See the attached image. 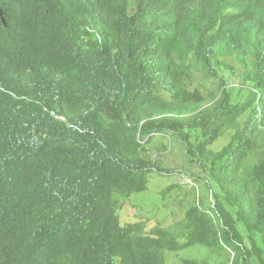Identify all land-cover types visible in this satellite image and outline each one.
<instances>
[{
    "label": "trees",
    "instance_id": "trees-1",
    "mask_svg": "<svg viewBox=\"0 0 264 264\" xmlns=\"http://www.w3.org/2000/svg\"><path fill=\"white\" fill-rule=\"evenodd\" d=\"M32 9L0 0V264H168L190 249L182 264H264V0L186 22L158 0H46L27 41ZM222 56L249 88L221 82L205 107L197 78H215ZM152 134L187 155L204 191L144 233L114 196L172 171L146 148Z\"/></svg>",
    "mask_w": 264,
    "mask_h": 264
},
{
    "label": "rangeland",
    "instance_id": "rangeland-1",
    "mask_svg": "<svg viewBox=\"0 0 264 264\" xmlns=\"http://www.w3.org/2000/svg\"><path fill=\"white\" fill-rule=\"evenodd\" d=\"M232 65L240 72L236 63H232ZM216 69L220 76H224L228 80L229 84H240V79L234 77L229 68L221 65L216 66ZM146 148L153 158L157 156L162 166L176 171L172 173L173 176L169 174L164 177L156 174L154 179L150 178L148 189L142 193L132 194L128 201L122 205L119 215L123 224L139 222L143 224L144 233H149L156 226L167 228L179 221L183 217L185 209L198 198V194L202 193L204 188L200 182L195 184L194 180H189V177L182 173L197 174L180 149L174 146L170 149L168 138L156 137ZM169 186L172 188L164 194ZM196 255L197 252L193 249L180 254L167 253V262L168 264H182V258Z\"/></svg>",
    "mask_w": 264,
    "mask_h": 264
},
{
    "label": "clouds",
    "instance_id": "clouds-1",
    "mask_svg": "<svg viewBox=\"0 0 264 264\" xmlns=\"http://www.w3.org/2000/svg\"><path fill=\"white\" fill-rule=\"evenodd\" d=\"M31 1L33 3V9H32L33 25H32V34H31L30 38L27 41L33 40L36 37V35H37L35 27H34V20H35L36 15L38 14V12L42 9L43 4H44V2L46 0H31ZM158 1H159V5H160V7L162 9L168 11L169 13H171L174 16H176L180 20L186 22V20H188L190 18V16L192 14H194L196 11H198L199 9L204 8V9H207V10H215V9L218 8V6L224 0H158ZM0 25L7 26V20H6L5 16H4V13H3L2 10H0ZM2 43H6V42L3 40ZM212 63H213V70H214V72L216 74V77L215 78H211V79H213L212 81H211V79L203 78L200 75L197 78V85H198L199 92H200V94L203 97H205L208 100V104L205 107H208V106L212 107L218 100L221 99L220 95L218 96L215 93L218 90V84L221 83V82H225L226 83V86H225L226 89H228L229 87L231 89H234V90L236 88H241V87H243L245 89L249 88V86H245L244 85L241 75H239V76L234 75V72H238L239 74H241L242 71H243V68H242L241 64H239V62L234 57L228 56L226 58L225 56H222V57H220L219 60L214 59L212 61ZM232 63H236V65L240 69V72L232 65ZM221 65L229 68L232 71V75L234 77L240 79L241 82H240L239 85H234V84L231 85V84H229L228 80L224 76H220L218 70L216 69V66H221ZM213 86H215V88H213ZM213 97H215V99L211 100V98H213ZM58 117H59V119L61 121H64V122L67 121V119L65 117H60V116H58ZM144 122H146V121H144ZM140 136H141V134L138 133V140H140ZM152 136H154V137L155 136L156 137H165V138L169 139L170 144L172 142V140L170 139L169 136H160V135H157V134H152ZM143 143H145V142H143ZM147 145L145 144V146H147ZM219 145L220 144H218L217 146H219ZM219 147H221V146H219ZM185 156L187 158L188 163L191 164V162L189 161L187 155H185ZM154 159H156V160H158L160 162V160L157 158V156ZM160 166L162 168L169 169V170H172V171L171 172H167L165 170H162L163 172H161L160 170L158 171V170L154 169V173L151 175V179H154V175H156V174H158L159 176H164V177L169 176V174H170V176H173L172 173H174L176 171L175 169H170L168 167L162 166L161 162H160ZM182 173L185 174L187 177H189L188 178L189 180H194L195 184L199 183V181L195 180L190 175H187L184 172H182ZM20 177L22 179H24V180L29 178V171L21 170L20 171ZM149 182H150V179H149ZM15 187H16V184L10 189L9 194H8V199H7L9 207H10L11 210L13 209V206H14V203H15V200H16ZM148 187H149V184H148ZM169 188H172V186H169L165 190L164 194H166V192L168 190H170ZM129 197H123L120 194H115L114 198L117 200L118 205H119L118 214H119V210L123 207L122 205L128 201ZM121 222H122V220H121ZM134 223H136V222H134ZM137 223H139V222H137ZM185 251H188V250H185ZM185 251H183V252H185ZM175 254H177V253H175Z\"/></svg>",
    "mask_w": 264,
    "mask_h": 264
}]
</instances>
